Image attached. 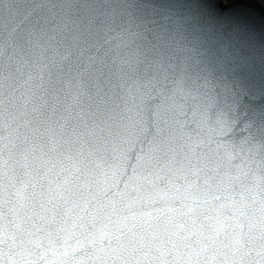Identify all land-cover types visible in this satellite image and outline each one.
Here are the masks:
<instances>
[{
  "label": "clouds",
  "instance_id": "obj_1",
  "mask_svg": "<svg viewBox=\"0 0 264 264\" xmlns=\"http://www.w3.org/2000/svg\"><path fill=\"white\" fill-rule=\"evenodd\" d=\"M224 2L0 0V264H264V15Z\"/></svg>",
  "mask_w": 264,
  "mask_h": 264
},
{
  "label": "water",
  "instance_id": "obj_2",
  "mask_svg": "<svg viewBox=\"0 0 264 264\" xmlns=\"http://www.w3.org/2000/svg\"><path fill=\"white\" fill-rule=\"evenodd\" d=\"M220 7L239 14L260 13L264 15V7L261 6L259 0H226V2L220 3Z\"/></svg>",
  "mask_w": 264,
  "mask_h": 264
}]
</instances>
